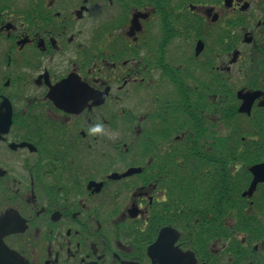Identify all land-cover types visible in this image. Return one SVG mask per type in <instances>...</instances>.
I'll list each match as a JSON object with an SVG mask.
<instances>
[{
  "label": "flooded vegetation",
  "instance_id": "obj_1",
  "mask_svg": "<svg viewBox=\"0 0 264 264\" xmlns=\"http://www.w3.org/2000/svg\"><path fill=\"white\" fill-rule=\"evenodd\" d=\"M256 67L264 0H0L4 242L25 264H264V160L236 145Z\"/></svg>",
  "mask_w": 264,
  "mask_h": 264
},
{
  "label": "trees",
  "instance_id": "obj_2",
  "mask_svg": "<svg viewBox=\"0 0 264 264\" xmlns=\"http://www.w3.org/2000/svg\"><path fill=\"white\" fill-rule=\"evenodd\" d=\"M261 69H264V68L256 67L257 73L253 75L252 79L249 80L250 83H256V80L259 76V71ZM260 119H263V120H257L256 124H254L250 128L248 133H241L236 138L237 152L241 149L238 152V155L244 156V153H247L248 158H249L248 161L251 163L264 160V115L261 116ZM236 123L242 124L244 123V121L242 120L240 116H237ZM241 137H244L247 140H249V144L247 145V148L244 145L246 141L242 140Z\"/></svg>",
  "mask_w": 264,
  "mask_h": 264
},
{
  "label": "water",
  "instance_id": "obj_3",
  "mask_svg": "<svg viewBox=\"0 0 264 264\" xmlns=\"http://www.w3.org/2000/svg\"><path fill=\"white\" fill-rule=\"evenodd\" d=\"M246 96L251 97V96H254V95H246ZM3 247L5 248L4 243H0V264H4L5 259L8 258L7 256L1 255V251H2ZM13 260H14V264H17V263H15V261H18V259L16 257H14Z\"/></svg>",
  "mask_w": 264,
  "mask_h": 264
}]
</instances>
